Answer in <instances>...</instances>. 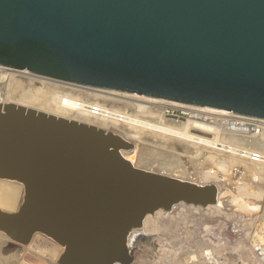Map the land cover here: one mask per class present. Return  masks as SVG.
I'll use <instances>...</instances> for the list:
<instances>
[{
    "label": "water",
    "instance_id": "obj_1",
    "mask_svg": "<svg viewBox=\"0 0 264 264\" xmlns=\"http://www.w3.org/2000/svg\"><path fill=\"white\" fill-rule=\"evenodd\" d=\"M0 65L264 118V0H0ZM133 148L0 101V179L22 186L16 209L0 208L9 246L40 233L63 248L56 264H130L147 214L219 198L231 211L232 189L136 166Z\"/></svg>",
    "mask_w": 264,
    "mask_h": 264
},
{
    "label": "bare ground",
    "instance_id": "obj_2",
    "mask_svg": "<svg viewBox=\"0 0 264 264\" xmlns=\"http://www.w3.org/2000/svg\"><path fill=\"white\" fill-rule=\"evenodd\" d=\"M2 68V72L0 71V86L7 91L4 97H2L0 93V101L2 103L15 102L56 115L93 124L106 130L116 131L126 139L135 142H133L134 148L130 151H125L124 154L131 158L134 165L139 167L160 171L182 179H191L198 183H207L212 181L210 180L208 172L201 171L202 174H200V178H193V175H190L189 169L181 164L182 156H186L187 159L190 160V163L193 164L194 168L197 169L200 166L202 168L203 166L207 167L209 162L213 160V153L215 149L219 148V144L229 145L236 142L264 153V128L263 132L255 136L245 134L239 135L235 132L221 133L217 125L214 126L213 123L200 121V118L204 117L203 115L229 116L231 115L230 111L194 106L115 89L91 87L57 79L56 85L52 83L55 87L54 89L47 88V90H43L42 88H38L34 91L32 89L25 90L23 87H20L22 85L19 83L20 78L15 79V75H18V77L26 76V79L29 77L32 82L37 81L41 84H50L48 81H45V79L56 80L54 78L51 79L28 72L26 69L12 68L9 66H4ZM57 86L62 89H69L70 91H64L60 88V90L58 88L56 89ZM2 88L0 92H2ZM14 93L19 94L18 97L15 98ZM163 105L182 108L190 113L189 118L181 122L166 118L163 111L158 109ZM92 106L98 109L95 113L92 112ZM194 131H202L212 134V136L203 135ZM143 132L154 133L161 136V138L171 137L179 140L181 143L183 142L181 151L179 150L180 152H177L175 150L176 152H173V150H170L169 153H160V151L155 152L150 150L149 147L144 145L146 142L141 136ZM152 139L153 138H151V140ZM147 143H149V141ZM171 148L175 149L176 147L171 146ZM222 148L226 149V147ZM260 171H262V169H260ZM260 189L259 187L251 185L235 188L234 191L231 192L232 195L226 198L233 205L232 210L229 212L225 210V206L221 207V204L224 205L222 203V198L218 199L220 205H208L202 208V210L205 212L210 209H215L227 216L230 214L228 218L232 219L245 217L247 214L254 211V204L256 203L253 202V190L258 192ZM21 193L22 186L19 183L0 179V208L8 211L15 210ZM220 193L226 195V192L221 191ZM222 195L223 194H221L220 197ZM178 205H182V203ZM185 206H191L195 209L200 208L198 206L186 204ZM162 213L165 212L158 209L153 214L146 215L144 228L148 233L155 234V231L158 230L159 224L157 218L161 216L160 214ZM206 226L209 227L208 225ZM0 240H3L2 243L6 245L13 244L2 232H0ZM14 245L17 248H21L22 251L26 249L33 250V252L41 254V257L43 255L42 258H44V256L50 257L52 263H56L58 256L63 252L61 246L40 233H35L26 245H18L15 243ZM215 246H217V244H215ZM13 255L14 252L12 253L9 251L6 253V250L1 248L0 264H5L13 259L15 257ZM11 262H15V259ZM15 264L30 263L21 260L20 262H15ZM113 264L120 263L116 261Z\"/></svg>",
    "mask_w": 264,
    "mask_h": 264
},
{
    "label": "built area",
    "instance_id": "obj_3",
    "mask_svg": "<svg viewBox=\"0 0 264 264\" xmlns=\"http://www.w3.org/2000/svg\"><path fill=\"white\" fill-rule=\"evenodd\" d=\"M2 67L4 65H0V71L3 70ZM97 110L92 106L93 113ZM230 112L229 116L203 115L200 121L217 125L221 133L235 132L255 136L263 132L264 118ZM163 114L177 122L190 115L188 111L170 105H166ZM197 132L212 136L202 131ZM223 145L219 144V148L215 149L214 161L211 160L207 167L199 165L195 169L186 156H182L181 164L189 169L193 178H200L201 171L208 172L211 182L219 188L234 191L242 186H263L264 153L236 142ZM178 204L157 218L159 228L155 234L134 242L130 264H231L221 254L220 248L215 246L213 239L217 238L214 233L206 229L204 222L208 218L202 207L195 209L184 203ZM230 226L232 233L239 235L244 232L247 235V246L255 260L242 264H264V215L231 219ZM224 239L227 241L228 238Z\"/></svg>",
    "mask_w": 264,
    "mask_h": 264
},
{
    "label": "rangeland",
    "instance_id": "obj_4",
    "mask_svg": "<svg viewBox=\"0 0 264 264\" xmlns=\"http://www.w3.org/2000/svg\"><path fill=\"white\" fill-rule=\"evenodd\" d=\"M28 72H30V71H28ZM41 76H43V75H41ZM31 77H33V76H31ZM45 77H47V76H45ZM14 78L15 79H19L20 78L19 79V83L22 84L20 86L21 88L23 87L25 90L26 89H32L33 91L35 89H38V88H42L43 90H47V88L54 89L55 88L54 85L57 84V80H58V79L56 80V78H54L56 81L48 80V79L46 80L45 79V81H48V83L51 84L50 85V84H47V83L41 84L40 82H37V81L32 82L29 77H27V79H26V76L18 77V75H15ZM49 78L53 79L52 77H49ZM29 82L32 85H30ZM50 86H52V87H50ZM1 88H2V86H0V90H1ZM57 88L59 89L60 87L57 86L56 89ZM60 89L64 90V91H70L69 89H62V88H60ZM2 92H0V93H1L2 97H4V95L6 94L7 91L4 88H2ZM18 95L19 94L14 93V97L15 98L18 97ZM88 99H90V98H88ZM165 108H166V106L163 105V106H161L158 109H161V111H164ZM164 116L166 118H171L170 116H167V115H164ZM187 119L188 118L185 117L183 119H180L179 122L185 121ZM194 132L199 133L197 131H194ZM153 134L154 133H149V132H145L144 133L143 132L142 135H141L143 137V140H145L146 143L149 141V143H147V144L144 143V145H146V147H149L150 150H153L155 152L160 151V153L161 152L162 153H164V152L169 153L170 150H173V152L175 150L177 152L179 150L181 151V146H182L183 142L181 143V141L176 140V139L171 138V137H167V138L162 137L161 138V136L156 135V134H154V136H153ZM200 134H202V133H200ZM203 135H206V134H203ZM157 136H159V137L156 138ZM151 138H153L154 141H153V139L151 140ZM156 139H157V142H156ZM160 143H162V144H160ZM157 145H159V146H157ZM171 146H175L176 148L175 149L171 148ZM259 188H261V189L258 190V192L256 190H253V192H252V194H253V202L256 203V204H254V206H255L254 207V211L257 210L256 212H258V214L260 213V214L264 215V194H263L264 193V185L263 186H259ZM254 194H255V196H254ZM257 199L258 200L260 199V200L258 201ZM223 200H224V198H222V203L224 204ZM226 203L231 206L230 210H232L233 205L230 202H226ZM227 212H229V211H227ZM205 213H206V216H207L208 219H207V221L204 222V224L209 226V227L206 226V229L209 230V231H212L214 233V235L217 238V240L213 239V241L214 242L217 241L216 244H217V247L220 248L221 254H224L223 256L227 257L231 264H242V263H245V262L250 263V261L251 262L255 261L254 258L252 257L251 251L248 249V246H247V235H245L244 232H242V234L237 235L236 233H232L230 231V227H231L230 223H231V219H232V218H228V216H230V214L227 216V215H225V214H223L221 212L216 211L215 209L207 210V211H205ZM162 214H160V215H162ZM233 236H234V239L232 238ZM224 237H227L229 240L227 239V241H226L224 239ZM2 241L3 240H0V249L4 248L6 250V253L9 252V251L12 252V253L14 252L13 256H15L13 259L9 260L5 264L12 263L11 261H14V259H15L16 263L20 262L21 260L22 261L24 260V261L29 262L30 264H56V263H52L50 257L48 258L47 256H44V258H42L43 255L41 257V254L35 253V252H33V250H29V249L28 250L26 249L25 251H22L21 248H19V247L12 249L8 244L7 245L3 244ZM39 255H40V257H39ZM15 262H13L12 264H15Z\"/></svg>",
    "mask_w": 264,
    "mask_h": 264
},
{
    "label": "crops",
    "instance_id": "obj_5",
    "mask_svg": "<svg viewBox=\"0 0 264 264\" xmlns=\"http://www.w3.org/2000/svg\"><path fill=\"white\" fill-rule=\"evenodd\" d=\"M17 248V247H16Z\"/></svg>",
    "mask_w": 264,
    "mask_h": 264
}]
</instances>
